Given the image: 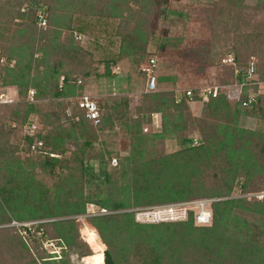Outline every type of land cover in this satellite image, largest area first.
<instances>
[{
    "label": "rangeland",
    "instance_id": "1",
    "mask_svg": "<svg viewBox=\"0 0 264 264\" xmlns=\"http://www.w3.org/2000/svg\"><path fill=\"white\" fill-rule=\"evenodd\" d=\"M156 1L161 2L160 6L156 5ZM108 2H112V5L105 7ZM120 2V0H12V4L16 5L14 11L19 10L22 13L36 10L38 14H44L47 8L41 9L43 3L50 5L53 14L52 22L61 25L63 36L66 34L69 35V38L74 37V46L80 52L79 58L86 61L84 66L93 72L85 81L84 94L97 100L98 103L102 104L110 97L118 99L126 97L130 109L134 113L136 103L141 102L144 95L148 94L146 91L147 76L143 67L148 65L147 58L150 51L151 56L153 55L158 63L154 69L158 80V91L167 93L174 91L179 95L185 89H193V93L197 92V101L190 100L188 102L190 113L186 115V117L190 116L188 126L179 128L175 133L165 131L163 135H160L163 132L161 114L159 112L151 115L150 121L142 122V133L157 134V136L143 144L142 152L138 156L126 160L120 171L115 167L119 168L120 157L124 158L133 152L131 145L121 147L118 144L110 157V163H107L108 157H105L106 169L112 172V182L109 184L102 185L100 183L102 179L96 178L103 166L102 162L99 160L86 162L87 172L78 187L80 194L91 195L96 187L111 188L109 194L115 201L124 199L123 201L129 204L127 210L117 212L133 213V215L122 216L119 220L111 221V223H100V228L94 225V219L104 214L100 210L102 205L97 204L87 203L83 212L75 213V207L64 214L44 219L32 216L22 206L25 205V200H28L24 198V186L22 189L20 188L16 196V186H19L13 178L16 175L14 173L16 167L9 162L6 163L8 166L0 164V168H7L0 169V221L5 220L2 213H6L11 219L15 216L24 218L22 222L12 220L8 224L0 223V264H105L103 255L108 247L115 251L113 264H264L263 202L253 203L251 201L248 210L238 212L239 214H234L225 220L224 226L217 231L219 233L216 232L217 239L208 243L209 248L210 245L214 247L210 248L209 253L205 252L206 248H203L199 241L188 246L185 242L179 248L180 240H184L181 238L183 237L181 232H178L174 239L169 238L170 234L182 231L184 226L180 224L186 222V219L155 222L144 219L143 216L139 217L137 214L157 205L211 199V197L218 200L219 198L227 199L226 195L213 196L216 195V192L221 193L225 190V179L223 178H226V175L228 178V171L231 170L230 167L228 169L217 161L203 166L204 169L199 167L195 174L190 170L187 176L178 180L185 185L189 183L194 187L196 185L201 187L202 191L198 190L197 194L190 196L191 198L186 192H183V196L189 197L188 199L177 197L175 200L161 201V199L170 197V193L176 195L181 192L177 187V192H171V187H168L161 193L156 191L148 195L145 194V188L149 187L148 189H150L151 186L145 184L152 185L160 182L159 180L168 179L164 178V174H160L162 170L168 171L173 168V163L169 161L171 157L168 160V156L178 155L183 148L189 147L187 143H184L186 138L192 140L191 144L201 142L203 135L199 125L207 126L206 128L210 132L213 131L212 127L216 123L227 125V118L220 116L215 118L212 111L206 107L207 100L200 97L203 93L202 89L205 86L220 85L232 81L234 76L232 70L235 67L224 65L222 58L227 54L235 55V49L238 47L234 46L241 45V51H244L240 41L234 40L237 36L233 30L237 31L236 27L241 25V34L249 36L256 34L254 29L257 24L262 25L264 30V0H137V2H130L135 14L130 20H123L124 22H122V18L129 15L128 12L125 14L123 11L122 15L120 10L118 12V9L121 8ZM144 3H147V6L153 3L148 13L143 10ZM7 6H5L6 9H9ZM100 11L109 14L100 16L98 14ZM15 13L12 12V14ZM241 13H244L245 19L243 20L240 17ZM146 14L148 20L144 22ZM6 17H8L7 12L1 15V24L5 23ZM25 19L29 20L30 18L26 17ZM222 19H224L223 25L230 33L222 35L219 39H213V31L217 27H221ZM138 21L142 22L143 30L139 34L132 33L133 26ZM10 22V27L13 28L12 34L18 37V34H15L16 28L24 27L22 22L25 20L16 13ZM240 22L242 23L240 24ZM40 24L42 27L40 25L39 27L44 31L54 29L51 24V26L48 23L43 24L41 20ZM66 25L71 27L68 28ZM128 25L129 28H127ZM257 37H253L252 41H255L254 38ZM64 39L66 40V37ZM7 44L4 40L0 42V46H2L0 48V55H2L0 67L15 68L16 60L13 59L9 62L6 60L3 47L7 50ZM19 44L21 42L14 45ZM144 47L148 50L142 52ZM229 48L235 49L229 52ZM252 53L253 61L258 60L259 55L264 60V52H260L259 55L256 54V51ZM41 56V52L35 54V58ZM111 58L118 61L110 67V71H107L104 60ZM3 60L6 62L4 65H2ZM43 67L44 65L38 67L40 72L44 69ZM242 67L243 70L246 69L245 64ZM66 69L67 67L63 66L61 71H66ZM73 74L81 79L78 84L84 83V79L77 72ZM258 77L256 74L254 78L256 83L253 84L254 86L259 85L258 93L251 92V94H255L257 97L261 95L260 108L238 112L225 108L226 112L229 111L230 121L234 122L233 125L243 132V138H246L244 141L249 144L247 155L236 163L235 171L237 169L241 171L240 181L247 182V189L250 192L264 190V81H259ZM34 88L37 89L36 86L32 87V89ZM9 90L8 94L15 102L0 108V127L3 128L4 133L8 134L12 131L9 135V142L17 148L14 155L22 161L28 162L31 153L25 150L23 142L20 140V119H14L12 113L17 108L25 110L24 105H20L24 98L20 97L18 86H11ZM48 90L54 91L51 84H49ZM75 95L67 97L50 95L49 98L43 97L34 103L37 105L45 103L51 107L58 104L57 108L59 109V107H65V101L72 103L75 99L80 101L79 96L81 95ZM223 114H225L224 109ZM30 116V121L35 125L38 124L36 121H38L39 115L33 113ZM97 122L95 121V124ZM25 129L26 132L34 130L32 124ZM95 144L98 145V141ZM67 148L69 149L66 153L68 156L72 148ZM188 157L189 154L184 153L178 163L185 167ZM49 170L40 165L36 167L34 173L42 184H47L53 191L56 189V176L50 175ZM56 170L58 171V169ZM89 170L94 171L93 179L92 175L88 174ZM64 173L66 172L64 171ZM10 182H14V184ZM110 185L111 187H109ZM122 186L127 189L123 190ZM236 193H239V189H235L234 194ZM20 194L21 197L18 199ZM211 194L213 195L210 196ZM47 195L53 197L51 193L47 192ZM74 195L76 194L72 196ZM134 195L137 197L133 198ZM233 197L237 198L240 195L237 194ZM151 199H155L156 202L149 203ZM76 200L78 201L77 197ZM106 213L108 215V212ZM54 222H72L74 225L65 229L64 234H60L52 224ZM174 223H180L181 227ZM21 224L27 227L41 224V231L37 234L41 235L44 232L41 239L30 242L28 249L20 244L19 235L23 234L27 237L25 231L20 230ZM194 227L202 226L195 223ZM128 228H134L136 232L131 231L130 238H123L126 236L123 230ZM159 233H165L170 241L155 242L152 234L158 236ZM27 239L29 240L28 237Z\"/></svg>",
    "mask_w": 264,
    "mask_h": 264
},
{
    "label": "trees",
    "instance_id": "2",
    "mask_svg": "<svg viewBox=\"0 0 264 264\" xmlns=\"http://www.w3.org/2000/svg\"><path fill=\"white\" fill-rule=\"evenodd\" d=\"M120 1L121 8L118 9V12L120 10L121 15L123 11L125 14L128 12L129 16L122 18V22L128 21V19L130 20V18L135 14L134 9L130 6V2H137V0ZM152 4L147 6V3H144L142 5L144 12L148 13ZM160 4V1H156V5L160 6ZM109 5H112V2H108L105 7ZM5 6L9 7V9H6ZM14 7H16V5L12 4V0H0V20L3 13L7 12L8 16L6 17L7 19L4 24H1L0 22V42L4 40L8 43L7 50L3 47L4 52L6 53L7 62L13 59L16 60L15 68L8 66L5 68L0 67V72L3 74L2 85L18 86V93L20 97L22 96V98H24L23 103L20 105H24L25 110L17 108L12 113L15 117L14 119H20V140H22L25 150L31 154L29 155L30 158L28 159V162L22 161L18 156H15L14 154L17 148L9 142V135H11L12 131L7 134L4 133L3 128L0 127V164H6L9 162L16 167L14 169V173H16V175L13 177L19 184V186H16V196L19 193L20 188L22 189L24 186V198L28 199L25 200V205H22L24 210L31 213L32 216H36V218L44 219L64 214L69 210H73L75 207V213L83 212L86 209L85 206L87 203L97 204L99 206L102 205L100 210L106 209V211H108V215H106L107 213H102L104 215L94 219V225H96L97 228H100V223H111V221L119 220L122 216L133 215L132 212H117L127 210L129 204L123 201L124 199L115 201V199L110 196L111 194H109L111 188L102 189L96 187L94 193L91 195L84 193L80 194V188L78 187L81 185L80 181H83V177L87 172V169L85 168L86 162L90 160H99L102 162L103 166L96 178L102 179L100 181L102 185L111 183L112 172L109 169H106L105 157H108L107 163H110V157L114 153V149H116L118 144H120L121 147L131 145L133 152L124 158L120 157L119 168L115 167L116 170L119 169L120 171L126 160L138 156V154L142 152L143 144L146 143L147 140L154 139V137L157 136V134L149 135L142 133V122L150 121L151 115L153 116L155 113L160 112L161 114L160 118L163 132L160 135H163L165 131L175 133L179 130V128H187L190 117H186V115L190 114L188 102L190 100L197 101V92L194 93L192 98H189L184 96L183 91L179 95L178 92L174 91L167 93L164 91H158V89L153 92H148L146 89L148 94H146V96L144 95L141 102L136 103L134 113L130 109V104L126 97L122 99L110 97L102 104L98 103L96 100V103L99 106V118L97 124H95V120L87 117L86 110L79 106V101L76 99L74 103L65 101V107H59L60 111L57 108L58 104L55 107H51L45 103L37 105L34 101H30L28 97L29 90L32 89V87L36 86L37 88H34L35 101L43 97L49 98L50 95H61L63 97H67L72 94H76L75 96H79L84 94L85 81L93 72L86 69V66H84L86 61L79 58L80 52L77 47L74 46V37L71 36L69 38V35L66 34L63 36L64 33L63 28L60 27L61 25H58L59 23L54 24V21L52 22L53 14L50 5L43 3V7L41 8L43 10L44 8H47L43 14V19L49 24V26L52 25V28H54L53 30L48 31L41 29V13L38 14V11L36 10H29L27 13L24 11V13H22L19 10L14 11ZM12 12L18 13V15L25 20V22H22L24 23V27L16 28L15 34H18V37L12 34L13 28L10 27V21L16 15V13L12 14ZM85 12L88 13L86 10ZM98 14L100 16H105V14L109 13L100 11ZM243 14L244 13L240 14L241 20L245 19ZM26 17H29L30 19L26 20ZM146 20H148L147 14L146 18H144V22ZM223 21L224 19L221 20V27H217L213 31V39H219L222 35L230 33L226 26L223 25ZM242 22H240V24ZM39 25L41 27H39ZM66 26L68 28L71 27L70 25ZM240 27L241 25L236 27L238 32L233 30L236 32L235 34L237 36L234 40L240 41L239 43H241L244 47V51H241V45L234 46L235 48L238 47V49L234 48L236 51L235 55L227 54L222 58V60L229 57L233 58L232 62H223V64L235 67L234 70H232V74L234 76L231 82L237 81L239 83L245 82L248 79L242 75V73L237 75L236 71L242 70L243 64L247 67L252 60L251 55L253 54V51L254 53L256 51V54L258 55L260 52H264L263 26L257 24L254 29L256 31L254 36L241 34ZM127 28H129V25ZM132 30V33L135 32L139 34L142 32V22L138 21L136 25L133 26ZM255 36L258 37L254 38L256 39L255 41H252V38ZM64 37H66V40ZM17 42H21V44L14 45ZM252 43H254V45H251ZM255 44H258V46H255ZM0 48H2V46H0ZM234 49L229 48V52ZM147 50L146 47H144L142 52ZM37 52L42 53L40 58H35V54H37ZM148 53V61L151 58H155L153 55L151 56L150 51ZM1 56L2 55H0V57ZM117 61L118 60L115 58L104 60L107 71H110V67ZM38 64L41 66L44 65V69H42L41 72L38 69L40 66ZM63 66L67 67L66 71H61ZM255 66V73L259 76L258 80L264 81V60L260 57V55L258 56V60H255ZM73 71L77 72L79 76L84 79L83 84H78V81L81 79L74 75ZM32 72H34L33 75ZM95 74L97 73L95 72ZM145 74L147 76L146 72ZM231 82L224 84H230ZM254 83L245 84L242 87V93L238 99L228 98L227 93L224 90H221L217 97H211V99L206 102V107L212 111L211 113H213L215 118L218 116L227 118V125L216 123L212 127L213 131L211 132L208 128H206L207 126L199 125L203 135L201 138L202 141L197 144H191L192 140L186 138L184 139V143H187L189 147L183 148L178 155L173 154L172 156H168V160L171 157L169 161L173 163V168L169 169V172L162 170L160 173L164 174V178L168 179L159 180L160 182L156 184L154 183L155 185H150L149 183L145 184L151 186L150 189H148L149 187L145 188V194L148 195L156 191L161 193L168 187H171V192H177L176 187L178 188V191L181 192L176 195L170 193L169 196L171 198H164L161 199V201L175 200L177 197H183L186 199L187 197L183 196V192H186L190 197L191 195L197 194L198 190L202 191L201 187L197 185L194 187V185L189 183L188 185H185L183 182H178L180 178L183 179V176H187V173L189 174L190 170L195 174L199 167L204 169L203 166L216 161L224 164V167L231 168V170L228 171L229 177L227 178L226 175V178H223L225 179V190L221 191V193L216 192V195H210L227 196V199L219 198V200L211 203L212 221L211 224H209L210 226L202 225V227H194V224L196 223L194 209L188 210L186 222H182L181 224L174 223L178 227H181L180 225L184 226L182 231L179 230L169 235L170 239H174L178 232L183 233V237L181 238L184 240H180L179 248L185 242L188 246L191 243L199 241V243H202V247L206 248L205 252L209 253L210 248L214 247H211L210 245L209 248L208 243L209 241L217 239L216 234L219 233L217 231L224 226L225 220L238 212L248 210L250 204L252 203L251 201H253V203H264V197L259 198L256 196H248L254 192H250L247 189L246 181H240L241 179L239 176H241V171L238 169L235 171L236 163L245 158L247 155V147L249 144L247 141H244L246 138H243V132L233 125L234 122L230 121V116L228 115L229 111L226 112V109L238 112L241 110L252 111L253 109L260 108L261 95L256 97V101L254 103L248 106L243 105V102L248 100L251 92H254L255 94L258 93L257 90L259 89V85L255 84L256 86H254ZM49 84H51L54 88V91L48 90ZM222 108L224 109L225 114H223ZM33 113L39 115L38 121H36L38 124L34 128V133L26 132L25 128L31 124L30 115ZM39 140L42 141L41 148L33 151L32 145L36 144ZM97 141L99 143L98 145L95 144ZM67 147L72 148L68 156L66 154L69 150ZM184 153H188L189 157L185 162L186 166L182 167L178 161H180V158ZM193 164L197 165L194 166ZM40 165L50 169L48 171L50 175L56 176L55 190L52 191L49 189L47 184H42L37 175L34 173L36 167ZM0 169L7 168L5 167ZM56 169H58V171ZM64 171L66 173H64ZM93 172V170H89L88 174L92 175L94 174ZM233 172H235V174H233ZM93 178L94 176L92 175V179ZM172 178H174L175 181L172 180ZM14 182L10 183L14 184ZM111 185L109 187H111ZM121 188H123V190L127 189L125 186H122ZM235 189H239V193L234 194ZM47 192L53 194V197L51 195L48 196ZM73 194H76L74 195L75 197L72 196ZM237 194H239L240 197H233ZM20 197L21 194L18 199H20ZM76 197L78 201L76 200ZM136 197L137 196L134 195L133 198ZM150 202L153 203L156 201L155 199H151L149 203ZM5 214L6 213H2L5 220L0 221V223L8 224L12 220L20 222L24 221L23 217L15 216V218L11 219L7 216V214L5 217ZM52 224L55 226L57 232H60V234H64L65 229H69V227L74 225L72 222H54ZM41 228V224L30 225L28 227L21 225L20 230L25 231L29 240L25 235L20 234V244L23 247H26V249L30 248V242H36L37 239H41L44 235V232L41 235L37 234L41 231ZM131 231L136 232L134 228L123 230L126 235L123 238H130ZM165 233H159L158 236L152 234V238L155 242L170 241ZM103 259H105V264H113L115 260V251L108 247L104 251Z\"/></svg>",
    "mask_w": 264,
    "mask_h": 264
},
{
    "label": "built area",
    "instance_id": "3",
    "mask_svg": "<svg viewBox=\"0 0 264 264\" xmlns=\"http://www.w3.org/2000/svg\"><path fill=\"white\" fill-rule=\"evenodd\" d=\"M40 18L43 21V24H45V20L43 19V14H40ZM233 58H225L223 59V62L228 63L232 62ZM2 65H4L6 62L3 60ZM157 60L156 58H151L148 61V65L143 67V70L147 73V91L153 92L157 90V75L154 72V69L157 67ZM256 66L255 61L251 60L250 63L247 65L245 70H237L236 73L239 75V73H242L245 77H247V81L245 82H237L234 81L230 84H220V85H213V86H205L202 89V94L200 97H202L205 100H210L211 97H217L220 93V91L224 90L227 93L228 98L230 99H238L242 93V87L245 84L254 83ZM115 72V71H113ZM2 79L3 74L0 72V108L2 106H5L6 104H10L13 101V99L10 97L8 92L10 91L11 86H4L2 85ZM29 99L30 101H35V91L34 89L29 90ZM184 96L192 98L194 93L193 89H185ZM79 106L81 108H84L86 110V115L88 118L98 121L99 118V106L96 103V100L92 99L90 96L84 94L79 96ZM256 95L250 94L248 100L243 102L244 106H248L256 101ZM33 128L36 127L35 123H32ZM34 131V130H33ZM32 131V132H33ZM34 133V132H33ZM42 141H37L36 144L32 145V150L36 151L37 149L41 148ZM248 196L253 197H264V191L254 192L249 194ZM218 200L217 198H211V199H202V200H191V201H185L182 203H170L165 205H157L153 206L145 211L138 212V216H143L144 219H149L152 221H177L187 218L188 210L190 209H196L195 211V222L197 225H209L212 221V210H211V203L213 201ZM102 213H106V209L101 210ZM15 224H18L15 222ZM20 225V224H18ZM22 225V224H21Z\"/></svg>",
    "mask_w": 264,
    "mask_h": 264
}]
</instances>
